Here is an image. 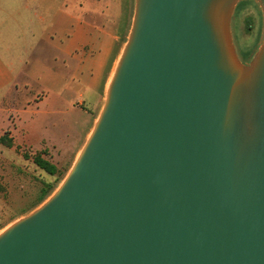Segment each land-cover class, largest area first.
I'll return each mask as SVG.
<instances>
[{"label":"water","instance_id":"1","mask_svg":"<svg viewBox=\"0 0 264 264\" xmlns=\"http://www.w3.org/2000/svg\"><path fill=\"white\" fill-rule=\"evenodd\" d=\"M134 0L102 108L56 190L0 232V264H264V0Z\"/></svg>","mask_w":264,"mask_h":264},{"label":"rangeland","instance_id":"2","mask_svg":"<svg viewBox=\"0 0 264 264\" xmlns=\"http://www.w3.org/2000/svg\"><path fill=\"white\" fill-rule=\"evenodd\" d=\"M133 5L134 0L132 3L121 0L118 20L121 34L109 58L110 69H106L104 81L108 77L109 82L126 42ZM231 30L238 56L252 57L263 32L262 14L254 0L242 1L236 6ZM27 53L26 58L19 59L22 62L20 73L17 72L19 88L2 100L5 105H0V136L8 138V131L13 132L11 147L0 144V232L35 210L60 185L91 132L104 101L95 104L94 96L72 79L48 43L34 42ZM6 108L14 112L9 113ZM36 156L55 165L57 174L50 176L39 169L33 163Z\"/></svg>","mask_w":264,"mask_h":264},{"label":"crops","instance_id":"3","mask_svg":"<svg viewBox=\"0 0 264 264\" xmlns=\"http://www.w3.org/2000/svg\"><path fill=\"white\" fill-rule=\"evenodd\" d=\"M120 12L121 0H0V105L19 88V59L37 41L48 43L72 79L102 103L108 84L103 75L121 34Z\"/></svg>","mask_w":264,"mask_h":264},{"label":"trees","instance_id":"4","mask_svg":"<svg viewBox=\"0 0 264 264\" xmlns=\"http://www.w3.org/2000/svg\"><path fill=\"white\" fill-rule=\"evenodd\" d=\"M12 140L11 138H7L5 135L0 136V144L5 145L6 147H11ZM33 163L42 171L47 173L50 176L57 174V168L55 165L49 163L48 161L42 159L39 156H36L33 158ZM47 194V193H46ZM50 194H47V197H49Z\"/></svg>","mask_w":264,"mask_h":264},{"label":"flooded vegetation","instance_id":"5","mask_svg":"<svg viewBox=\"0 0 264 264\" xmlns=\"http://www.w3.org/2000/svg\"><path fill=\"white\" fill-rule=\"evenodd\" d=\"M240 58V57H239ZM240 60H241V62L243 63V64H247L250 60H251V57L250 58H247V59H242V58H240Z\"/></svg>","mask_w":264,"mask_h":264}]
</instances>
